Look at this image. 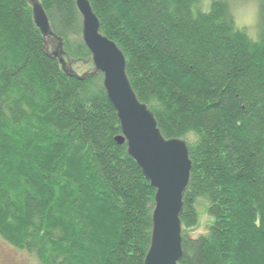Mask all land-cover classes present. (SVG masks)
<instances>
[{"label":"trees","instance_id":"16d2710c","mask_svg":"<svg viewBox=\"0 0 264 264\" xmlns=\"http://www.w3.org/2000/svg\"><path fill=\"white\" fill-rule=\"evenodd\" d=\"M77 1L39 0L65 69L30 1L0 0V235L40 264H144L155 192L116 142L103 76L67 73L93 67ZM88 1L161 135L200 133L180 264H264V44L231 34L224 0L195 19L193 0ZM200 211L215 222L193 241Z\"/></svg>","mask_w":264,"mask_h":264},{"label":"water","instance_id":"95a60500","mask_svg":"<svg viewBox=\"0 0 264 264\" xmlns=\"http://www.w3.org/2000/svg\"><path fill=\"white\" fill-rule=\"evenodd\" d=\"M37 27L45 37L58 40L53 54L66 69L63 42L50 28L49 19L39 0H29ZM82 16V37L91 57L92 69L78 75L71 68L68 74L83 80L103 76L106 96L117 113L121 136L119 145L128 153L155 192L151 246L144 264H180L183 259L182 223L184 196L191 184L193 165L190 149L181 139H165L149 108L141 103L127 76V61L116 43L101 33L99 19L88 0H78ZM74 64L68 63L69 67Z\"/></svg>","mask_w":264,"mask_h":264},{"label":"clouds","instance_id":"9594fccd","mask_svg":"<svg viewBox=\"0 0 264 264\" xmlns=\"http://www.w3.org/2000/svg\"><path fill=\"white\" fill-rule=\"evenodd\" d=\"M213 0H193L191 12L193 18L211 13ZM225 15L223 22L227 23L232 35H242L250 45L264 44V0H224ZM184 139L190 144L200 140V133L194 128H188L183 133ZM203 201L208 208L211 200L198 197L197 205ZM258 217L260 213L257 214ZM215 222V217L207 211L198 212L195 223L188 227V236L193 241L210 234V228ZM259 219L257 223H259ZM30 264H40L39 258L32 254Z\"/></svg>","mask_w":264,"mask_h":264},{"label":"rangeland","instance_id":"374dc122","mask_svg":"<svg viewBox=\"0 0 264 264\" xmlns=\"http://www.w3.org/2000/svg\"><path fill=\"white\" fill-rule=\"evenodd\" d=\"M89 69H79L78 74L83 75ZM32 254L19 250L7 243L0 235V264H30Z\"/></svg>","mask_w":264,"mask_h":264}]
</instances>
